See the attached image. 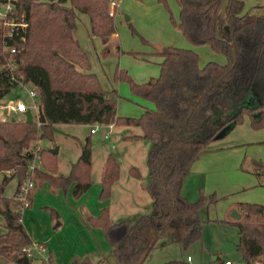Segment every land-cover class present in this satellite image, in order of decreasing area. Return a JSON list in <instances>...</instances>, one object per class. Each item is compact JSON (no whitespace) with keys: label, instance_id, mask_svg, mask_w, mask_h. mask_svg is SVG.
Instances as JSON below:
<instances>
[{"label":"trees","instance_id":"obj_1","mask_svg":"<svg viewBox=\"0 0 264 264\" xmlns=\"http://www.w3.org/2000/svg\"><path fill=\"white\" fill-rule=\"evenodd\" d=\"M112 1L119 0H0V6L10 5L0 16V103L10 90L20 88V81L35 89L38 102L37 117L31 122L14 115L0 119V258L13 264H33L22 251L32 239L21 222L17 198L29 173L33 187L28 205L44 182L63 191L72 186L74 198L92 184L90 135L80 142V152L66 174L58 173L56 153L47 147L39 151L41 166L29 168L34 141L52 138L58 123L137 126L141 133L124 137L150 142L144 185L150 211L135 219L114 220L104 206L97 215H84L88 226L102 229L110 250L97 261L73 257L69 264H149L148 253L163 237L183 249L201 240L200 209L217 197L201 192L190 200L182 193L192 162L210 150L219 130L225 128V135L244 114L252 128L264 126V14L244 10V0H176L174 22L181 33L193 45L208 44L225 62L200 64L194 48L166 45L157 51L159 73L143 82L116 68L113 79L126 80L132 93L150 103L137 116L118 115L116 90L101 86L75 35L78 13H85L90 33L100 38L101 52L107 54L115 32L114 16L109 15ZM255 165L264 184V164ZM130 172L141 175L136 167ZM118 175L119 164L109 152L100 175V200L110 196ZM12 177L16 185L6 195ZM235 210L238 216L225 221L237 228L235 245L243 264H264V203L239 201ZM51 212L56 214L52 208ZM161 264L191 263L180 258ZM210 264L223 260L217 255Z\"/></svg>","mask_w":264,"mask_h":264},{"label":"rangeland","instance_id":"obj_2","mask_svg":"<svg viewBox=\"0 0 264 264\" xmlns=\"http://www.w3.org/2000/svg\"><path fill=\"white\" fill-rule=\"evenodd\" d=\"M255 2L256 0L249 4V0H245L244 7L250 8ZM115 4L114 6H117V1ZM3 9L2 4L0 11ZM113 11L117 37L109 40L110 50L107 54L103 55L101 52L100 38L90 33L88 16L85 13H78L75 35L86 51L90 70L97 74L101 86L105 89L113 87L116 90V111L120 115H139V102L143 99L132 93L126 80L113 79L116 68L123 69L137 82H142L150 76H156L159 73L157 51L166 45L195 47L199 54L200 64L208 60L225 62V57L213 51L208 44L193 45L181 33L174 22L178 18L176 0H119L116 10L113 8ZM126 16L127 19H125ZM15 96L25 103L30 102V97L22 88H13L6 98ZM3 111L0 105V114ZM12 113L17 117L24 116L23 112ZM113 125L106 138L104 137L107 130L105 127H99L95 133L90 134V124L58 123L52 138H37L34 141V149L38 148L40 151L42 147L57 146L58 173L66 174L70 163L77 158L80 152V142L90 135L92 189H95V185L99 183V174L105 154L112 153L119 164V175L111 185V196L108 199L111 208L110 216L114 220L135 219L151 209L150 196L144 189L148 180L146 154L150 142L144 139L124 137L141 133V129L137 126L114 124V122ZM211 144L224 147L215 150L216 154L201 156V161H204L203 165L200 166L198 172L189 174L182 185V189L190 200L198 199L201 192L206 195L214 194L217 197L215 202L200 209V216L204 221L201 240L183 249L178 243L169 241V237H163L158 245L148 253L146 263L161 264L170 259H185L190 256L192 262L210 264V261L219 255L222 260L232 261V264H243L242 256L235 245L238 239L237 228L225 220L229 218L236 202H264L262 200L264 198L262 177L255 171L256 163L264 164V126L252 128L248 115L244 114L240 122ZM208 157L213 158L210 163L207 160ZM37 164L41 166V156ZM131 167H136L140 171L139 178L131 174ZM2 176L3 173L0 172V179ZM15 185L16 178L12 177L4 193L11 195ZM42 189L45 190L39 192L34 199L33 208L37 210V213H34L32 218L29 214L30 219L36 225V229L43 234L52 231L50 244L54 259L56 263L64 264L71 254L80 255V251L86 244L82 238L85 229L79 221V215H77L79 213L72 206V203H77V201L69 190L63 191L55 188L49 190L47 185H44ZM92 191L88 195L90 201L95 203L96 196H93ZM38 204H50L55 207L59 212V219L56 222L61 224L55 226V222L52 227L49 226L47 223L49 211L42 209L39 212ZM91 241L94 245L102 244L96 235L94 241L92 239ZM104 243L107 245V242ZM112 259L116 262L114 257ZM0 264L13 263L0 258ZM33 264H40V262L33 259Z\"/></svg>","mask_w":264,"mask_h":264},{"label":"crops","instance_id":"obj_3","mask_svg":"<svg viewBox=\"0 0 264 264\" xmlns=\"http://www.w3.org/2000/svg\"><path fill=\"white\" fill-rule=\"evenodd\" d=\"M245 1V0H244ZM255 1V0H254ZM253 1V2H254ZM119 2V1H118ZM118 2H117V6H118ZM249 4H252L253 2L251 0H249ZM246 3V2H245ZM248 6V4H246ZM250 10L252 12H255V13H262L264 14V1H260V0H256L255 4L252 5L250 8H245L244 7V10ZM117 35H116V31L112 33L111 35V39L113 40L114 38H116ZM102 43V42H101ZM195 49V47H193ZM196 50V49H195ZM159 57V56H158ZM160 59V57H159ZM158 62V61H157ZM200 63V61H199ZM148 79V78H147ZM146 79V80H147ZM145 81V80H144ZM143 82V81H142ZM113 88V87H112ZM111 89V88H110ZM7 95L1 100H5L7 99L6 98ZM143 99V98H142ZM139 106H140V113L142 112L143 110V106L144 105H150L149 102L145 101L143 99V101H140L139 102ZM3 108V107H2ZM3 112L2 114H0V119H4V118H7L8 116H11L13 113L12 112H7L4 108H3ZM118 114V113H117ZM14 115V114H13ZM120 115V114H118ZM136 115V114H135ZM15 117H17L16 115H14ZM25 117V115H24ZM17 118H21V117H17ZM114 126V125H113ZM90 128V127H89ZM113 128V127H112ZM90 133V132H89ZM224 136V135H223ZM222 136V137H223ZM221 138V137H219ZM218 138L214 139L213 141L217 140ZM212 143V142H211ZM211 143H209V147H210V150L202 155H200V157H198L196 160H194L190 166V172L189 174H193V173H196L199 171L200 169V166L203 165L204 161H201L202 159L201 156H210V155H213V154H216L215 150L217 149H221L222 147L224 146H215V145H212ZM215 146V147H213ZM212 147V148H211ZM109 153V152H108ZM107 154H105L104 158H103V162H102V167H103V163H104V160H105V157H106ZM213 158H210L208 157L207 160L208 162L210 163L211 160ZM213 163V161H212ZM215 163V162H214ZM91 165H92V160H91ZM101 172H102V168H101V171H100V174H99V178H100V175H101ZM188 174V175H189ZM187 175V176H188ZM186 176V177H187ZM185 177V178H186ZM184 178V179H185ZM1 180V179H0ZM184 181V180H183ZM184 183V182H183ZM44 185H47L48 189L50 190L52 187L49 183L47 182H44L41 186H39L38 188H36L33 193H32V199H31V202L30 204L23 208L21 210V222L22 224L24 225L27 233L29 234V236L31 237L32 241H41L43 242L45 245H46V248L48 250V253L50 254L51 256V259L53 261L54 264H58L56 263L55 259H54V256H53V250H52V245L50 244V240H51V237L53 235L52 231L50 232H47V234H43V232H40L39 230H37L36 228V225H34V223L31 221L30 219V215L31 214V218L33 216V214L37 213V210H35L33 208V204H34V199H35V196L41 192L42 190H45V189H42V187ZM183 185V184H182ZM183 187V186H182ZM93 188V183L90 185V187L81 195L79 196L78 198H74L75 201H77V203H72V206H74V208L77 210V215H79V221L81 223V225L84 227L85 229V232H84V236L82 237L83 240L85 241V246L84 248H82V251H80V255L78 254H71L69 257H68V260L67 262H65L64 264H69V262L72 260L73 257H78V258H82V257H89L92 261H97L99 260L103 255L107 254L110 250V245L109 243L107 242L105 236H104V233L102 231V229L100 227H90L86 224L85 222V219H84V215L86 214H90V215H97L101 208L104 207V206H107L108 209H109V214L111 213V208H110V203L108 202V199L110 197H108L107 199L105 200H100L99 199V192H100V188H101V184H100V180H99V183L97 185H95V189H92ZM71 193L72 195V186H70L66 191H68ZM91 190L92 193H93V196H96V202L95 203H92L90 201V197H89V192ZM112 191V189H111ZM65 193V192H64ZM182 193L186 196V193L184 192V189H182ZM111 196V195H110ZM188 198V196H186ZM262 200H264V198H262ZM254 202H258V201H254ZM260 203H264V202H260ZM38 209L39 212H41L42 209H46L49 211V215H48V218H47V223L49 226H53L55 224V222L59 219V212L58 210L51 206L50 204H38ZM71 206V207H72ZM70 207V210H72V208ZM51 208L54 209V211H56V214H53L51 212ZM235 209V208H233ZM29 217V219H28ZM111 217V216H110ZM112 218V217H111ZM113 219V218H112ZM61 223L60 222H56L55 226L57 225H60ZM81 227V226H80ZM94 232V233H93ZM46 235V236H45ZM95 235H96V238H98V240L102 243V244H97L94 245L91 241V239L94 241L95 239ZM103 236V237H102ZM104 240V241H103ZM96 241V240H95ZM104 242H107V245L106 243ZM104 249H102V248ZM224 261V260H223ZM232 264V261L231 263Z\"/></svg>","mask_w":264,"mask_h":264},{"label":"built area","instance_id":"obj_4","mask_svg":"<svg viewBox=\"0 0 264 264\" xmlns=\"http://www.w3.org/2000/svg\"><path fill=\"white\" fill-rule=\"evenodd\" d=\"M115 2H111V9L109 10V15L114 16L113 6ZM10 9L9 3L5 4L4 9L0 11V16H4L6 10ZM20 88L23 89L24 92L27 93V95L30 97V102L25 103L21 98L14 97V98H7L6 100L1 101L0 105L7 111V112H24L29 109L32 117L36 116L38 113V102H37V96L35 89L30 86L29 84H24L21 81L19 82ZM37 124L39 122L37 121ZM99 127H105L107 130L104 133V137H108L111 128L113 127V122L109 123H101V122H95L90 125L89 132L95 133L96 130ZM40 161V153L38 148H35L33 150V156L28 160V166L30 169H32L35 165H38L37 163ZM32 173L30 172L25 181H23L19 194L17 198L21 200V204L19 206V209L22 210L23 208L28 206V200H27V194L29 190L33 187V182L31 180ZM22 251L25 252V254L29 257H32L33 259L39 260L42 264H54L53 261L50 259V254L48 253V250L46 248V245L41 241H32L28 245L22 247ZM186 259L191 264H200L198 262H192L191 257L187 256ZM230 260H224L223 264H230Z\"/></svg>","mask_w":264,"mask_h":264},{"label":"water","instance_id":"obj_5","mask_svg":"<svg viewBox=\"0 0 264 264\" xmlns=\"http://www.w3.org/2000/svg\"><path fill=\"white\" fill-rule=\"evenodd\" d=\"M128 17L126 16L125 19H127ZM259 113H255L254 115L257 116ZM24 115H25V120L28 121V122H31L32 121V114L30 112L29 109H27L25 112H24ZM224 132H225V128H222L221 130H219L216 134H215V139L216 138H219V137H222L224 135ZM50 151L53 152V153H57L58 151V147L57 146H54L52 148H50ZM232 217H237L238 216V213L236 212L235 209H233L231 211V214H230Z\"/></svg>","mask_w":264,"mask_h":264}]
</instances>
